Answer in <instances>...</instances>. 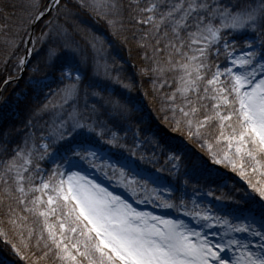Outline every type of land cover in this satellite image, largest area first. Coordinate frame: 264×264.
I'll list each match as a JSON object with an SVG mask.
<instances>
[{
    "label": "snow or ice",
    "instance_id": "1",
    "mask_svg": "<svg viewBox=\"0 0 264 264\" xmlns=\"http://www.w3.org/2000/svg\"><path fill=\"white\" fill-rule=\"evenodd\" d=\"M82 12L142 50L154 110L203 154L192 169L175 151L145 154L142 106L111 88L133 85L114 74ZM0 37L10 48L28 37L57 84L44 85L19 142L0 131V239L21 260L264 264V0H5ZM208 161L238 199L190 185Z\"/></svg>",
    "mask_w": 264,
    "mask_h": 264
},
{
    "label": "trees",
    "instance_id": "2",
    "mask_svg": "<svg viewBox=\"0 0 264 264\" xmlns=\"http://www.w3.org/2000/svg\"><path fill=\"white\" fill-rule=\"evenodd\" d=\"M4 2L5 0H0V4ZM7 2L23 5L26 3V0H7ZM25 15L26 13L21 8L18 16L22 19ZM79 21L83 27L105 38L107 48L104 56L109 61H115L113 64L116 70L114 74H118L124 83L131 82L133 85L131 90L127 91L120 85L114 83L111 85V88L124 97L130 94V101L134 100L142 106V112L138 113L143 116L144 120L143 125L140 126L144 129L142 133L155 136L157 139H160L161 143L178 148L185 155L190 153L192 158L195 159L193 153H199V149L194 144H189L185 141L179 133L173 132L170 123L165 122L161 118L162 113L154 110L158 108V104L152 102L151 83L148 77H141L139 75V70L146 66L142 59V50L137 48L135 42L130 41L128 44H124L114 40L106 26L102 22H97L87 13H80ZM61 23H63V20H61ZM43 28V24L36 27L34 40L40 36L41 29ZM77 39L80 38L77 37ZM27 41L28 37H24L23 42L18 39L16 43L19 47L10 48L5 45L4 38L0 37V131L10 130L13 127V122L15 123L27 115L32 116L33 111L40 106L45 98V93L48 92V89L44 85L51 84L52 88L57 87L53 74L47 68L43 67L41 63L42 51L39 53L33 51L24 77L20 81H17L22 71V66L20 67L19 61L24 60ZM80 42L87 50V44L83 40ZM35 48L40 49V43H36ZM221 62H223V58ZM38 64H40L39 70H34ZM49 78H53V81L45 83V80ZM6 82L10 83L6 85ZM145 92L149 93L147 97L144 95ZM13 111H16L20 115L19 119H13L11 116ZM19 141L18 139L13 142ZM11 146L14 147L15 144L13 143ZM199 154L203 155L202 153ZM208 162L207 164L211 166L210 161ZM220 169L226 171L222 167ZM4 212L5 209L0 207V216L5 222ZM6 227L8 228V225ZM9 238L13 240L14 235L9 234ZM1 256L14 264H26V262L20 260L12 247L4 243L2 239H0V258Z\"/></svg>",
    "mask_w": 264,
    "mask_h": 264
},
{
    "label": "rangeland",
    "instance_id": "3",
    "mask_svg": "<svg viewBox=\"0 0 264 264\" xmlns=\"http://www.w3.org/2000/svg\"><path fill=\"white\" fill-rule=\"evenodd\" d=\"M24 65H26V64H22V65L20 64V67L22 66V69H23ZM125 98L128 101H130V99H129L130 94H127L125 96ZM130 102L131 103L129 104L130 105L129 107H132V105L137 106V108L141 107V105L134 100H131ZM29 117L30 116L27 115L25 118L18 120L17 121L18 123L13 122V127H11L10 130L5 131L7 133H10V135L7 137L10 141H17L18 139L19 140L21 139V133L23 132V130L25 128V124L29 120ZM120 135H123V133H120ZM140 135H142L146 139H151L153 141V143L146 145V153H145L146 155H151L152 151L155 150L158 158L163 160L164 159V155H163L164 153L171 154L173 151H175L176 154L181 157V163L183 166L182 170L192 169L193 165L196 163V160L194 158H192V155L190 153H187V155H185L183 152L179 151V149H177V148L174 149V147L168 146V144H167V146H165L164 144H161L160 139H157L155 136H153L151 134L140 133ZM156 145H158V147H156ZM207 163H209V162H207ZM143 166L146 168H149V169L151 168L150 164H144ZM220 167L221 166L211 164V168L209 169V167L205 166V169L211 171V176L209 177L208 171H206L205 169H201L199 167V165L197 164L196 170L190 179V185L197 187L201 190H205V191L208 189H212L215 191L216 195L223 194L225 197L228 198V202L231 203V201L233 199L239 198L240 192H239L238 188H237L236 192H232V188L234 185H230V182H233V181L228 179L227 177H225V173L220 172V171H222L219 169ZM218 170H220V171H218ZM164 175L166 176L167 173H164ZM231 175L234 176V174H231ZM213 181H215V182H213ZM225 184L227 185V187H224ZM238 184L243 185V181H238ZM215 186H218L219 189L216 188ZM189 190H191V189H189ZM156 211L159 212V210H156ZM0 224H1L0 227H3L4 230L8 231V228L6 227L7 224H6V222H4V220L1 218V216H0ZM9 234H12L11 231H9ZM17 239H18L17 237H14L13 241L16 242ZM16 243L19 244V241H17ZM42 264H43V262H42Z\"/></svg>",
    "mask_w": 264,
    "mask_h": 264
},
{
    "label": "bare ground",
    "instance_id": "4",
    "mask_svg": "<svg viewBox=\"0 0 264 264\" xmlns=\"http://www.w3.org/2000/svg\"><path fill=\"white\" fill-rule=\"evenodd\" d=\"M33 53V52H32Z\"/></svg>",
    "mask_w": 264,
    "mask_h": 264
}]
</instances>
